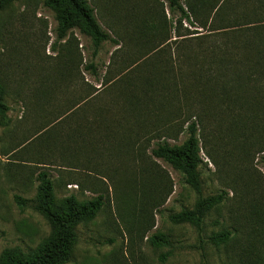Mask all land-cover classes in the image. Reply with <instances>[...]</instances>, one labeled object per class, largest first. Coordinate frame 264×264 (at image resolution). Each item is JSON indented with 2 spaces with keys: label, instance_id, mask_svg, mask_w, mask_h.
Wrapping results in <instances>:
<instances>
[{
  "label": "rangeland",
  "instance_id": "obj_1",
  "mask_svg": "<svg viewBox=\"0 0 264 264\" xmlns=\"http://www.w3.org/2000/svg\"><path fill=\"white\" fill-rule=\"evenodd\" d=\"M45 1L18 0L0 10V101L9 109L0 117V257L5 250L28 253L49 236V224L33 208L37 176L46 171L57 203L70 195L79 203L104 200L94 220L77 228L67 264H264V84L243 77L210 107L199 98L213 85H198L183 89L177 102L163 90L175 86L159 80L180 65L175 41L204 31L176 25L158 0H87L101 29L118 42L103 43L94 56L91 41L77 31L56 39L57 12ZM164 47L171 52L160 53ZM89 64L95 75L85 70ZM204 74L208 80L214 71ZM91 99L109 105L112 115L78 119ZM138 99L164 106L169 120L158 123L143 107L127 106ZM192 121L201 197L224 194L201 231L169 222L182 209L194 210L198 196L150 155L163 138L183 143ZM101 122L113 126L88 134L89 125ZM223 232L229 241L216 245L212 239ZM156 235L169 246L153 248Z\"/></svg>",
  "mask_w": 264,
  "mask_h": 264
},
{
  "label": "trees",
  "instance_id": "obj_2",
  "mask_svg": "<svg viewBox=\"0 0 264 264\" xmlns=\"http://www.w3.org/2000/svg\"><path fill=\"white\" fill-rule=\"evenodd\" d=\"M14 1L18 0H0V10ZM158 1L165 4L168 14L175 18L176 25L181 27L182 23H187L194 29L205 32L203 35L195 33V37L189 38L192 40L175 41L174 51L179 55L177 62L180 65H177V70L168 71L165 78L159 80L163 84L175 86L170 92L163 87V90L171 95V99L175 96L176 101L180 102L178 95L184 94V90L199 88L198 85L203 87V90L206 86L213 85V88L208 89L209 95L206 93V97L199 98L200 102L206 101L204 104L210 107L215 105L216 97L226 98L227 91L233 89L231 86L242 81L243 77L248 81L255 77L258 86L264 84V0H221L215 4L210 0ZM45 7L57 12L55 33L58 41H62L69 32L77 31L80 36L91 41L94 56L103 43L109 42L113 46H118V42L101 29L87 0H46ZM183 37L185 36H176ZM160 50H158L160 53L171 52L167 47ZM185 62L188 63L186 69L183 68ZM85 70L95 75L96 69L93 64L87 65ZM206 71L209 73L214 71L211 79H205ZM217 87L218 91L215 92ZM200 94L205 95L204 92ZM189 99L193 97L190 96ZM96 100L91 99L82 105L78 119L88 116L93 120L98 118L104 120L106 116L112 115L109 105L102 104L97 107L93 104ZM141 102L142 100L138 99L135 102H128L127 106L143 107L145 110L143 115L157 119L158 123L169 120L165 117L164 106L157 107L152 100L145 104ZM8 111V107L0 101V117H4ZM94 126L107 131L113 124L105 126V123L101 122L89 125L88 134L91 135ZM79 127L81 125L78 124V130ZM165 127L169 129L167 125ZM184 132L187 138L183 143L174 145L163 138L150 149V155L175 171L180 176L182 185L190 188L198 196L194 210L182 209L179 213L170 215L169 222L174 226L190 225L201 231L206 214L222 204L224 194L201 197L199 169L202 160L199 155L197 123L192 121L187 124ZM260 161L264 165V154ZM37 182L39 185L33 208L49 224L50 234L28 253L17 249L5 250L0 257V264H67L77 241V228L81 224L92 222L104 206L102 196L79 203L75 196L70 195L57 203L49 173L46 171L38 174ZM15 200L18 204H25L20 198ZM229 236L228 232H223L216 235L212 241L217 243L216 245L225 244L229 241ZM149 243L155 249L169 246V241L164 235L151 237ZM164 258L165 255L162 256L161 262Z\"/></svg>",
  "mask_w": 264,
  "mask_h": 264
}]
</instances>
